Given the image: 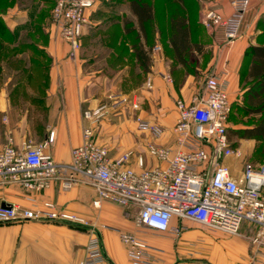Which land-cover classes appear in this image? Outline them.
Segmentation results:
<instances>
[{
  "label": "crops",
  "instance_id": "obj_1",
  "mask_svg": "<svg viewBox=\"0 0 264 264\" xmlns=\"http://www.w3.org/2000/svg\"><path fill=\"white\" fill-rule=\"evenodd\" d=\"M54 1L0 0V35L3 29H7L11 36L4 51L17 52L14 58H18L29 56L38 48L50 58L43 119L33 123L28 121L25 125L24 119L15 117L10 93L0 92V148L9 138L19 147L24 142L38 139L40 142L37 144L41 143L54 129L57 132L56 143L46 152L58 163H69L71 150L82 142L83 110L104 103L110 94L122 92L118 88L123 83L128 81L132 84L135 79L130 94L126 95L131 100H138L140 111L131 109L130 120L123 119L128 124L125 129L138 137L120 133L111 123L112 114L102 121L97 138L99 144L108 149L111 158L116 159L132 150L145 157L147 167H155L160 163L148 153L147 147L150 143L176 146L173 128L178 118L177 100L191 102L212 73L222 76L232 103L239 101L247 89L243 77L252 62L247 51L260 45L258 39L262 32L258 20L264 16V2L260 0H251L241 34L232 43L227 41L222 27L209 30L201 23L204 5L229 17L233 13L232 0H190L185 12L191 41L201 50L193 49L184 66L177 61L172 50L170 15L166 14L162 28L159 29L157 23L150 34L147 72L133 54V34L140 35L142 42L145 38L131 10V0H97L96 6L88 13L89 23L82 36V42L91 38V47L96 54L86 56L82 53L83 46L75 57L51 24ZM179 1L170 0L172 8L180 7ZM22 37H42L43 41L24 45ZM156 45L162 48L157 54L152 52ZM28 59L30 61V57ZM96 64L108 66L110 71L94 67ZM118 66H122V70L114 68ZM135 66L133 78L130 72ZM148 80H151L152 87H148ZM136 116L161 126L164 131L162 137L157 139L139 130ZM224 163L234 176L241 174L244 163L241 158L227 157ZM95 198L93 187L81 182L65 188L61 180H55L47 190L32 193L17 183L0 181L1 205L19 204L30 208L50 201L59 209L79 215L94 225L101 236L109 264H141L129 259L127 246L120 237L122 232L135 233L145 239L151 246L148 252L150 259L158 264H264V234L255 242L259 228L251 223L243 222L238 233L230 234L187 220L183 222L185 230L180 237L158 235L136 227L135 218L132 219L133 213L136 217L135 210L108 202L96 208L93 204ZM177 224L179 222L174 219L172 225ZM89 237L88 226L63 222L27 220L0 223V264H82Z\"/></svg>",
  "mask_w": 264,
  "mask_h": 264
},
{
  "label": "built area",
  "instance_id": "obj_2",
  "mask_svg": "<svg viewBox=\"0 0 264 264\" xmlns=\"http://www.w3.org/2000/svg\"><path fill=\"white\" fill-rule=\"evenodd\" d=\"M96 4L97 0H55L51 24L74 57L82 47L88 13ZM231 6L229 17L205 5L201 14L203 26L209 30L222 27L229 43L239 38L251 0H232ZM161 51L160 45L152 49L155 54ZM147 85L152 87L151 80ZM139 105L137 99L116 92L97 107L83 110L82 142L71 150L69 163H58L46 152L56 143L54 129L38 144L24 142L19 147L9 138L0 148V181L17 183L32 193L47 190L55 180H61L65 188L81 182L95 190L96 208L108 202L135 210L138 229L180 237L185 230L183 222L190 220L236 234L240 225L248 222L259 228L257 242L264 234V165L244 162L241 174L234 176L224 163L227 157L241 158L242 153L228 137L232 102L222 76L208 75L191 102L176 101V146L150 143L147 147L160 163L155 167H147L145 157L132 150L113 159L98 142L97 132L104 119L128 106L138 111ZM135 121L139 130L162 137L161 126L139 116ZM174 219L179 224L172 225ZM27 220L88 226L90 237L82 264H109L98 230L83 217L50 201L30 208L0 204V223ZM120 237L131 261L158 264L150 259L151 246L145 239L131 232H122Z\"/></svg>",
  "mask_w": 264,
  "mask_h": 264
},
{
  "label": "rangeland",
  "instance_id": "obj_3",
  "mask_svg": "<svg viewBox=\"0 0 264 264\" xmlns=\"http://www.w3.org/2000/svg\"><path fill=\"white\" fill-rule=\"evenodd\" d=\"M190 0H181L183 5H189ZM55 2V1H54ZM162 3V2H161ZM160 3V9L158 12L171 10L172 5L171 3H164L163 8L161 7ZM191 3V1H190ZM175 7V6H174ZM163 18H160L158 21H156L159 25V29L162 28L164 25ZM258 24H260V30L262 31L259 34V43L260 45H264V16L261 17L258 20ZM135 34H133L134 39ZM23 44L25 45L27 42H33L35 44L42 43L43 38L40 37L38 39L37 37H22ZM151 40V39H150ZM82 47L84 46L82 53L86 56L95 55L96 52L92 50L91 47V38H88L82 42ZM81 47V48H82ZM81 50V49H80ZM10 56V54H6L5 58L3 59L2 66L0 68V92L6 91L7 93H10V101L11 105L14 109L15 117L17 119L25 121V125L28 121H31L33 123L36 121H39L43 119V112H44V97L46 96V77L48 74V71L43 68H37L36 66H32L30 68L29 73H25L22 75H19L17 72L18 68H21L22 66H28L31 64L28 57L30 59L33 56V53H30L29 56L24 55L20 56L18 58H14L13 60H7V58ZM16 57V56H15ZM49 56L45 53L39 54L40 62L45 64L49 63ZM94 67L98 68H104L103 71H108L109 67L104 66L102 64H96ZM122 67V66H121ZM121 67H114L116 70H122ZM110 71V70H109ZM33 72V73H32ZM130 74L134 78V74H136V66L131 68ZM29 76L30 79L28 78ZM31 81V82H30ZM134 83L130 84L128 81L123 83L121 88H118V90L122 91L124 94H130V87L134 86L136 81L133 80ZM29 83H31L29 85ZM12 95V99H11ZM244 97V96H243ZM243 97L239 101H235L232 103V113L230 116V121L228 125V137L230 139V142L232 146L235 149H238L241 151L242 156L241 159L244 160V162H251L258 165H264V141L261 140H255V139H244L241 138L239 135L234 134V131H243L246 128L252 127L256 125L260 119L264 116V114H258L254 113L245 106V102L243 100ZM107 100V99H106ZM105 100V102H106ZM142 106V105H141ZM140 111V110H139ZM138 111V112H139ZM130 112L131 107H124L119 112L114 113L113 120H111L113 125H116L118 128V131L120 133L133 134L134 138H137L138 135L131 132L130 130H126L125 128H128V124H126L125 119L123 118H129L130 120ZM16 119V120H17ZM124 135V136H127ZM36 140V139H35ZM40 142L39 139L36 141H33L32 143ZM135 213H133L132 219H134Z\"/></svg>",
  "mask_w": 264,
  "mask_h": 264
},
{
  "label": "trees",
  "instance_id": "obj_4",
  "mask_svg": "<svg viewBox=\"0 0 264 264\" xmlns=\"http://www.w3.org/2000/svg\"><path fill=\"white\" fill-rule=\"evenodd\" d=\"M179 2L180 7H174L171 8V10L162 12H158L160 9V3L161 7L163 8V4H169L170 0H150L148 2H145L144 0H131L130 2L131 10L137 17L139 29L144 34L145 38V42L140 40V35H137L134 37V39H132L133 54L136 57L137 63L145 72L149 70L151 53L150 34L151 32H154L155 25L157 24L156 21H158L160 18H164L166 14L170 15V27L172 31L170 36V44L177 61L184 66L188 63V58L193 49L201 50L197 44H194L191 41V29L188 16L185 12L186 7L183 5L181 0ZM1 25L2 24L0 23V27ZM10 37L11 36L7 32V29H3L2 34L0 35V68L6 54H10L7 60H11L12 57H15L18 54L17 52L11 53L4 51L6 45L5 43L11 40ZM30 43L31 45L33 44V42H27L25 45H30ZM41 53L43 54L45 52L37 48L33 52L34 57L30 59V66L28 67L24 65L17 69L19 75H22V73H29L30 68L33 65L37 68H46L48 71L50 62L45 65L41 63L39 59V54ZM247 56H250L252 62L247 75L243 77V81H245V83L248 85L243 95V100L248 110L258 114H264V46L257 45L250 47L247 51ZM48 59L50 60V58ZM30 77L33 76H29L28 78L30 79ZM46 83L48 84V74L46 77ZM30 84L31 83H29V85ZM233 133L244 139L264 141V116L256 125L246 128L243 131H234Z\"/></svg>",
  "mask_w": 264,
  "mask_h": 264
},
{
  "label": "water",
  "instance_id": "obj_5",
  "mask_svg": "<svg viewBox=\"0 0 264 264\" xmlns=\"http://www.w3.org/2000/svg\"><path fill=\"white\" fill-rule=\"evenodd\" d=\"M5 206V205H4Z\"/></svg>",
  "mask_w": 264,
  "mask_h": 264
}]
</instances>
